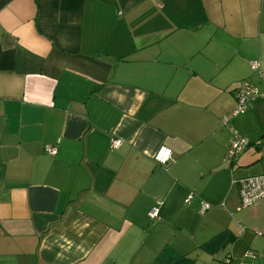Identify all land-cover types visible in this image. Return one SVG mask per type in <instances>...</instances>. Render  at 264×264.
<instances>
[{"label": "crops", "instance_id": "obj_1", "mask_svg": "<svg viewBox=\"0 0 264 264\" xmlns=\"http://www.w3.org/2000/svg\"><path fill=\"white\" fill-rule=\"evenodd\" d=\"M242 80L264 0H0V264H264L234 184L264 173V96L221 124Z\"/></svg>", "mask_w": 264, "mask_h": 264}, {"label": "built area", "instance_id": "obj_2", "mask_svg": "<svg viewBox=\"0 0 264 264\" xmlns=\"http://www.w3.org/2000/svg\"><path fill=\"white\" fill-rule=\"evenodd\" d=\"M249 66L252 70H258L259 62L255 60L249 61ZM235 107L221 118V124L227 125L228 122L235 116L246 111L248 103L257 98L264 96V89L260 90L249 82L248 80H242L240 84L234 90ZM231 138L229 144L225 151L224 161L226 163H231L236 156H238L248 145L249 141L241 136L237 131L231 129ZM256 143H259L258 141ZM121 144V140L118 138H113L110 146L111 148H118ZM46 152L54 154L56 152L55 148L48 147L45 149ZM153 160L163 166L171 163L173 161L171 150L161 145L157 148L153 154ZM234 184L238 186V193L240 197V207H247L252 205L257 200L264 198V173L257 175L248 176L240 180H234ZM191 195L186 199L189 201ZM209 207L208 204L202 203L200 211L203 213ZM148 216L151 219L159 217L158 206L154 205L148 212ZM243 229V227L241 228ZM245 257H251V252L247 251L244 255ZM219 264H233L232 257L230 254L223 257ZM242 264V263H239Z\"/></svg>", "mask_w": 264, "mask_h": 264}, {"label": "trees", "instance_id": "obj_3", "mask_svg": "<svg viewBox=\"0 0 264 264\" xmlns=\"http://www.w3.org/2000/svg\"><path fill=\"white\" fill-rule=\"evenodd\" d=\"M259 142V141H258ZM249 144V143H248Z\"/></svg>", "mask_w": 264, "mask_h": 264}]
</instances>
